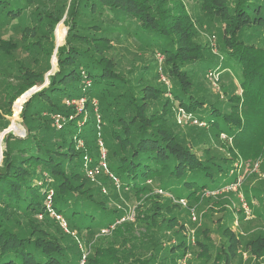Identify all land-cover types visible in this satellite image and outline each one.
<instances>
[{
    "label": "trees",
    "instance_id": "1",
    "mask_svg": "<svg viewBox=\"0 0 264 264\" xmlns=\"http://www.w3.org/2000/svg\"><path fill=\"white\" fill-rule=\"evenodd\" d=\"M202 4L219 24L221 59L241 68L239 93L229 94V109L215 102L213 89L201 92L196 88L193 73L216 64L197 41L194 18L183 2L176 0L170 6L164 0H0V132L10 123L17 96L41 85L50 70L46 83L23 105L25 134L9 131L2 138L0 264H177L189 250L178 221L180 210L171 213L176 204L165 195L156 194L160 200L147 194V181L160 182L170 197L172 193L197 202L206 189L225 185L215 176L227 172L223 163L262 151L264 133L263 129L259 134L258 128L264 126V0H202ZM64 14L68 32L56 48L52 67L53 28ZM16 30L19 37L13 36ZM116 30L127 32L143 47L157 48L165 64L171 61L163 66L169 87L153 84L156 75L148 63L136 79L130 70L122 72L116 67L106 50ZM5 31L11 34L4 37ZM152 60L154 68L162 70ZM79 97L99 102L104 122L95 127L98 122L91 120L92 140L86 138L84 127L78 128L76 117L60 132H52L46 122L49 115L44 112L73 116L71 102L66 100ZM179 109L207 124L209 130L201 128L194 134L185 120L183 124L176 121L175 110ZM220 132L228 133L234 146L232 150L222 142L231 155L222 163L210 149L211 137L220 141ZM96 135L108 152L107 167L123 188L135 196L145 193L156 203L149 202L150 212L139 207L136 212V220L143 221L148 232L141 246L133 236L119 231L133 224L128 220L121 221L111 236L92 238L123 217L99 186L83 181L82 156L96 151ZM78 139L84 140L85 149L76 148ZM47 204L65 221L67 230L48 213ZM259 213L256 216L263 215L264 208ZM222 219L224 215L215 219L216 231ZM76 230L86 235L81 243L89 244L93 255L76 244L71 235ZM167 234L175 238L173 244L171 238L165 239ZM200 236L195 240L200 251L187 264H207L213 249V264H219L217 260L234 264L240 244L225 246L202 232ZM223 236L230 242L234 238L227 229ZM262 246L264 239L258 247L248 242L254 255L249 264L261 263Z\"/></svg>",
    "mask_w": 264,
    "mask_h": 264
},
{
    "label": "rangeland",
    "instance_id": "2",
    "mask_svg": "<svg viewBox=\"0 0 264 264\" xmlns=\"http://www.w3.org/2000/svg\"><path fill=\"white\" fill-rule=\"evenodd\" d=\"M58 2L59 0H54ZM178 2H183L187 8V10L191 13L195 22L196 29V39L202 45L206 47L205 52L208 53L209 57L214 60L215 67L211 69L195 71L193 73V77H195L196 88L201 92H205L206 90H214V100L220 107L224 109H229L227 98L229 94L239 93L238 89V80L239 74H241V68L238 64L231 62V64L224 63L223 59H221L220 51L218 48L217 40H218V27L217 19L215 15H212L204 8L205 5L202 4V0H177ZM176 3V0H164V4H168L172 6ZM15 23V22H13ZM33 24V23H31ZM57 29H60V39H57ZM4 37H8L11 34V31H5ZM68 32V24L66 22L65 14L61 16L60 20L54 25L53 33H54V50L51 56V64L52 67L54 65L52 57L56 51V48L64 43L65 38ZM123 35V37H116ZM18 31H14L15 37H19ZM111 37L114 40H111L109 43L111 44L109 47H106L107 55L111 57L116 67L122 72H127L130 70L129 75L134 77V79L141 76L139 71L143 70L145 65L148 63L151 67V73L156 75V78L153 80V84L156 85L158 82L165 83V79L169 81V79L163 74V66L171 65V61H167L168 63H164L162 54L158 51V49L153 48L152 45L143 47L141 42H138L134 38H132L127 32L123 31H112ZM141 43V44H140ZM21 55H24L21 52ZM158 55L162 56V60L158 63ZM157 56V57H156ZM156 63L161 66V69L154 68V59ZM143 64H145L143 66ZM175 66V65H173ZM212 70V71H209ZM48 70L45 74V80L41 83V85H34L32 87L43 86L46 82V76L49 73ZM211 73V74H210ZM145 76V75H143ZM147 76V75H146ZM11 77V76H10ZM11 79H15V77H11ZM170 82V81H169ZM165 87L167 84L165 83ZM30 87V88H32ZM164 87V88H165ZM29 88V89H30ZM27 89V90H29ZM26 90V91H27ZM35 90V91H36ZM24 91L21 93L12 103V114L9 115L10 123L8 126L3 129H6L13 132L16 135L25 134L27 127L23 122L22 118V108L23 105L27 102L28 98L31 94ZM26 92V93H25ZM25 93V94H24ZM24 94V95H23ZM26 96L23 101L17 103L19 98H23ZM165 96L169 97V94L165 92ZM81 98V97H79ZM75 98V99H79ZM83 98V97H82ZM17 101V102H16ZM15 103H17V109H14ZM69 106H72L71 110L74 112L71 113L73 116L66 118V116L54 114V113H46L49 115L48 120L46 121L49 125V128L53 132H60L61 129L64 128L67 121L70 118L76 117L75 121L77 122L78 128L84 127V133L88 140L93 139V131L89 132V124L91 120L95 123V127L100 126L104 122V119L101 114H99V102L96 100H89L83 98V102H73L70 103ZM115 107H113L114 109ZM43 113V115H44ZM182 112L175 110V119L178 122L179 119H184L182 116ZM45 116V115H44ZM188 120V119H187ZM199 121V120H198ZM194 121H185L184 123L194 128V134H197L201 128L205 130H209L207 128V124H198ZM200 122V121H199ZM183 124V122H181ZM18 128V129H17ZM48 128V129H49ZM259 134H261L264 126L259 125ZM3 131L0 132V149H2V135ZM106 132H102V135L108 134ZM209 132V131H207ZM7 133V132H6ZM211 136V132H209ZM213 135V133H212ZM209 136V137H210ZM210 149L214 154V157H221L220 161L225 162L228 157H230V151L227 147L222 145V142L226 143L228 146L234 150L233 142L229 137L228 133L220 132V141L211 137L210 139ZM97 145L96 151L91 150L84 151L85 153L82 156L83 163V173H84V182L86 185L88 183H92L91 186L96 188L100 187L102 194H106V198L110 201L112 206H116V208L123 214L119 220L115 223L111 224L109 228H103L106 230H102L99 232H95L92 234V238L94 237H109L113 234L111 231L115 230L117 226L120 227L121 221H130L133 222L132 225H126L119 228L121 234H129L133 236V241L138 242V246H141V242L144 239V234H148L147 230H145V225L143 221L136 220V212L138 207L144 209L147 212H150L148 208L149 202L151 204L154 203L153 199L149 197H145L144 194L133 195L127 189L123 188V185L116 177V175L107 167L108 164V152L105 149V144L103 139L100 136L96 135V141H94V145ZM262 151L260 150L259 154H253L249 158L244 159L242 157H237L236 159L228 160L227 163H223L227 172L222 174H215L218 176V182H225V185L222 187H218L214 190L206 189L202 194V198H199L197 202L188 201L183 198H177L172 193L171 196H168L167 193H164L159 187L160 182L149 180V190L147 194L153 193V197L158 195H165L172 200V203L176 204L175 207L170 211L171 213H175L177 210H180L178 215L179 224H182L185 239L189 245V250L181 255L177 259V264H181L187 261H192L195 258V254L200 251L199 244L195 243L197 238H201L200 232L204 234V236H209L214 242L222 241L225 244L236 243V245L240 244L237 248L236 254L232 259L234 264H249L254 262L253 254H251L252 248L248 247V242H254L255 247L260 246L261 241L264 239V214L261 216H256V212L263 211L264 208V194L262 193L264 187V133L262 137ZM76 148L85 149V143L83 139H78L76 142ZM103 150V151H102ZM1 154V150H0ZM92 169L95 174L93 177L89 176L88 170ZM86 179V180H85ZM115 186V188H114ZM98 189V188H97ZM264 192V191H263ZM118 198L115 200L114 197ZM164 196V197H165ZM160 199L159 197H156ZM162 198V197H161ZM181 199L185 201V204L182 203ZM161 200V199H160ZM164 198L162 199V202ZM52 206L47 204V210L49 211L51 216L53 212H51ZM246 210H248L249 215H246ZM55 213V212H54ZM42 217V214H40ZM142 214H140L141 216ZM224 215V219L221 220L220 225L218 226V232L215 230L216 223L215 219ZM40 216H38L39 218ZM145 219L148 217L144 216ZM142 224V226H139ZM227 229L232 234H234V238L232 242L227 240V237L224 238L223 230ZM67 230V228H65ZM70 231V228L68 227ZM64 231V230H63ZM169 233V232H168ZM72 238H74L76 244L80 247L85 246L88 251V255H93V248L89 246V244L84 245L81 243V239L85 240L86 235L76 230L71 233ZM171 238L172 240L169 242L173 244L175 238H172L170 234L165 236V239ZM164 239V240H165ZM90 242L94 243L93 239H90ZM186 243V244H187ZM219 244V242L217 243ZM169 244L165 245L166 247ZM226 246V245H225ZM235 246V245H233ZM117 249H121L120 245L115 246ZM213 247V246H212ZM211 247V248H212ZM84 248V247H82ZM216 249L211 250L209 261L207 264L215 263ZM189 252V253H188ZM262 252V261L260 264H264V247H261ZM205 254V253H204ZM206 255V254H205ZM220 260H217L216 263H219Z\"/></svg>",
    "mask_w": 264,
    "mask_h": 264
},
{
    "label": "built area",
    "instance_id": "3",
    "mask_svg": "<svg viewBox=\"0 0 264 264\" xmlns=\"http://www.w3.org/2000/svg\"><path fill=\"white\" fill-rule=\"evenodd\" d=\"M157 57V56H156ZM157 59H158V63H160L161 62V60H162V56L161 55H158V57H157ZM159 69H160V67H159ZM209 71H212V70H209ZM211 74V73H210ZM164 82H166V83H168V81L165 79V81ZM79 101H82L83 102V98L81 97V98H79V99H75V98H73V99H67L66 100V102L67 103H73V102H79ZM178 111H181L182 112V116H183V118L184 119H179L178 120V122H182L183 120H185V121H194V122H197L198 120L196 119V118H194L193 117V115H190V114H188L187 112H185V110H182V109H179ZM59 115V114H58ZM71 117V116H70ZM188 119V120H187ZM202 124V123H204V122H199L198 121V124ZM205 124V123H204ZM103 151V150H102ZM88 174H89V176H91V177H93L94 176V174H95V172L92 170V169H89L88 170ZM181 201H182V203L183 204H185V201L183 200V199H181ZM51 212H53V215L57 218V219H60V222H61V225L64 227V228H66V223H65V221L61 218V216L60 215H57V214H54V211H51ZM246 215H249V212H248V210H246ZM38 216H40L41 217V215L39 214ZM102 230H106V229H102ZM101 230V231H102ZM181 264H185V262H182Z\"/></svg>",
    "mask_w": 264,
    "mask_h": 264
},
{
    "label": "water",
    "instance_id": "4",
    "mask_svg": "<svg viewBox=\"0 0 264 264\" xmlns=\"http://www.w3.org/2000/svg\"><path fill=\"white\" fill-rule=\"evenodd\" d=\"M53 57H54V56H53ZM53 57H52V60H53ZM46 81H47V79H46ZM45 83H46V82H45ZM39 88H40V87H39ZM39 88H38V89H39ZM36 89H37V87H32V88H30L29 90H27L26 92L29 93V94H31V93H32L33 91H35ZM26 92H25V93H26ZM25 93H24V94H25ZM24 94H23V95H24ZM6 132H8L7 129H6L5 131H3L2 135H4ZM0 150H1V149H0ZM1 157H2V156H1V154H0V160H1Z\"/></svg>",
    "mask_w": 264,
    "mask_h": 264
},
{
    "label": "bare ground",
    "instance_id": "5",
    "mask_svg": "<svg viewBox=\"0 0 264 264\" xmlns=\"http://www.w3.org/2000/svg\"><path fill=\"white\" fill-rule=\"evenodd\" d=\"M60 31H61L60 29H57V39H60V36H61V35H60ZM25 97H26V96H23V98H19V100H17L18 102H17V101H16V102L21 104V102L23 101V99H24ZM15 108L17 109V104H16ZM17 129H18V128H17Z\"/></svg>",
    "mask_w": 264,
    "mask_h": 264
}]
</instances>
